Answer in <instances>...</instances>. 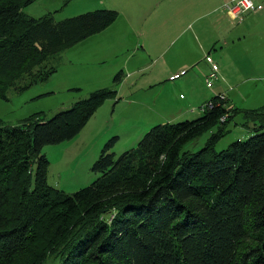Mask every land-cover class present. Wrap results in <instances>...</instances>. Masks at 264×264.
<instances>
[{
	"label": "trees",
	"instance_id": "16d2710c",
	"mask_svg": "<svg viewBox=\"0 0 264 264\" xmlns=\"http://www.w3.org/2000/svg\"><path fill=\"white\" fill-rule=\"evenodd\" d=\"M33 1L0 0V97L48 79L56 54L117 16L100 7L55 21L24 13ZM115 95L103 87L46 120H0V264H264V105L242 110L216 93L198 117L154 125L117 158L109 139L89 185L48 183L43 147L75 137ZM228 104L253 134L216 150Z\"/></svg>",
	"mask_w": 264,
	"mask_h": 264
},
{
	"label": "rangeland",
	"instance_id": "374dc122",
	"mask_svg": "<svg viewBox=\"0 0 264 264\" xmlns=\"http://www.w3.org/2000/svg\"><path fill=\"white\" fill-rule=\"evenodd\" d=\"M116 1L34 0L22 7L30 16L51 14L55 21L96 7L112 6L109 9L117 11L116 18L104 29L56 54L52 63L57 70L48 79L20 91L8 88L5 97H0V120L13 126L29 116L49 119L93 90L109 87L116 91L115 97H107L98 105L75 137L43 147L49 161L47 181L64 193L97 179L100 173L91 167L109 139L116 137L110 151L117 158L136 147L154 125L198 117V104L205 103L206 96L223 92L233 106L242 110L264 105V59L240 51L232 60L223 57V42H213L220 34L213 28L217 15L200 18L197 27L191 24L194 14H183L182 21H177L170 10L156 17L160 8H154L140 21L132 7ZM223 11L220 21L233 22L224 7ZM194 33L198 41L192 39ZM232 48L236 50L237 46ZM206 56L220 67L218 81L213 84H218L221 91L206 85V75L211 71ZM180 71H184L181 77L169 78ZM118 73L120 78L115 80ZM232 105L228 104L222 122L232 118ZM194 110L197 114H190ZM246 126L243 113L234 115L227 124L229 131L215 149H225L233 141L253 134ZM208 135L204 133L195 140L196 148Z\"/></svg>",
	"mask_w": 264,
	"mask_h": 264
},
{
	"label": "crops",
	"instance_id": "0c3cea01",
	"mask_svg": "<svg viewBox=\"0 0 264 264\" xmlns=\"http://www.w3.org/2000/svg\"><path fill=\"white\" fill-rule=\"evenodd\" d=\"M223 1L225 0H117L116 2L132 7L135 12L134 15L137 17V20L140 19V21L147 16V12H152L154 8H160V10L157 11L158 14H156V17L167 15V12L170 10L172 15L175 14L174 19L177 21H182V17H184L183 14H194L191 19V24H196L197 27L200 25V18L207 15H217L215 17L216 23L213 28L220 30V34L213 42L218 40L221 41V43L223 42L222 45L224 46L221 47V51H224L223 57L227 55V57H230V60H232L231 57L235 55V52L240 51L242 55H247L250 52L253 53L251 55H259L264 59V0H253L257 7L256 11L246 12L243 19L237 23H232L231 21L224 23L220 21L221 13L224 12ZM103 7L111 8L112 6ZM146 8L149 9L145 11ZM221 26H223V28L219 29ZM192 39L198 41L199 36L194 33ZM233 46H237V49H229ZM218 68V70H220V67ZM212 87L215 92L221 91L218 89V84ZM211 97L206 96L205 100L207 101ZM202 99H204V97ZM203 104L204 102L198 104L199 109ZM190 114L197 113H195L194 110L190 111Z\"/></svg>",
	"mask_w": 264,
	"mask_h": 264
},
{
	"label": "built area",
	"instance_id": "2783aa9c",
	"mask_svg": "<svg viewBox=\"0 0 264 264\" xmlns=\"http://www.w3.org/2000/svg\"><path fill=\"white\" fill-rule=\"evenodd\" d=\"M223 7L227 10L228 15L230 16L232 23L240 22L243 19V16L246 12L249 11H256L257 7L255 6L253 0H228L223 4ZM206 60L210 63V73L206 75V85L208 87H212L214 81H218L219 74H218V65L212 60L210 56H206ZM184 71H180L177 73L172 74L169 78L170 79H177L182 76ZM222 93V92H221ZM211 102L208 101L207 104H203L200 107L204 109L205 107H211ZM224 117L221 118L223 120Z\"/></svg>",
	"mask_w": 264,
	"mask_h": 264
}]
</instances>
